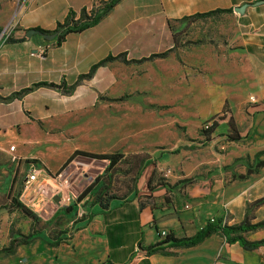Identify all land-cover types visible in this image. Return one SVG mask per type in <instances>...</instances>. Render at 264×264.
<instances>
[{"label": "crops", "instance_id": "obj_1", "mask_svg": "<svg viewBox=\"0 0 264 264\" xmlns=\"http://www.w3.org/2000/svg\"><path fill=\"white\" fill-rule=\"evenodd\" d=\"M131 1L121 0L96 26L67 36L58 46L57 39L49 40L41 35L29 38L27 33L33 29L54 32L67 19L78 21L84 10L89 15L90 9L96 12L109 0H0V32L10 25L14 26L13 36L0 48L1 147L14 150V154L23 159L32 145L48 139L61 140L59 136L64 133L54 136L53 132L70 123L71 115L64 108L87 97L82 95L78 98L79 90L85 88V92L89 89L92 93L95 85H102L106 88L99 91L107 92L110 76L125 77L129 68L142 66L132 62L149 58L137 57L142 45L152 43L149 39L166 42V47L156 54L172 50L173 22L217 10L232 9L235 12V8L244 5L248 6L244 17L260 13L258 15L264 18V3L255 5L264 0ZM71 40L75 41L72 43ZM95 45L105 49L106 54L95 59ZM248 51L249 60L258 66L256 70L249 64L246 69L250 81L248 89L257 95V104L247 109L248 102L243 101L232 115L242 138L240 141H246V147L227 154L223 165L211 164L210 171H219V174L203 177L199 187L193 190L194 198L183 191L187 200L179 214L160 202L166 195L161 183L153 186V197L157 198L156 191L158 200L152 205L142 201L144 195L150 194L147 184L156 171V164L151 165L141 177L139 197L116 205L109 204L107 208L100 203L95 204L89 216L75 219L76 232L58 233L54 240L59 243L58 246L48 244L46 248L34 244L35 238L30 245H22L35 249V254L30 252L23 261L15 255H0V264H264V246L253 252L245 251L238 244L227 243L220 234L192 248H170L173 252L171 256L153 254L146 257L141 252V248L161 242L159 233L163 231L168 233L172 230L177 238H190L209 221L219 218L228 226L241 225L246 219L250 224L264 221V167L259 174L243 182L234 180L232 174L220 173L223 167L232 166L236 160L247 159L252 163L255 155L264 150V60L254 48ZM120 55H125L124 60L130 64L115 60L97 70L96 75H101L96 82L98 85L92 83L94 78L76 85L78 77L88 74L98 60ZM41 83L47 85L35 87ZM63 83L67 85L65 93L68 94L60 95ZM116 86L119 90L118 83ZM244 87L239 91H247ZM224 93L225 88L219 86L207 89L205 100L211 104L203 109L204 115H208L213 108L218 114L223 108ZM60 108L63 111L56 112ZM229 131H232L229 124L222 123L211 133L210 143L192 142L188 146H204L205 149L199 151L209 155L211 162L220 161L219 154L222 153H218L216 148ZM258 145L260 147H256ZM73 153L69 150L59 162L47 163V166L53 171L59 170ZM246 172L244 160L243 164L236 166L235 173L245 175ZM176 183L167 182L172 186ZM141 202L145 204L143 210L140 209ZM242 236L250 242L262 241L264 229L243 233ZM7 258L10 260H2Z\"/></svg>", "mask_w": 264, "mask_h": 264}, {"label": "rangeland", "instance_id": "obj_2", "mask_svg": "<svg viewBox=\"0 0 264 264\" xmlns=\"http://www.w3.org/2000/svg\"><path fill=\"white\" fill-rule=\"evenodd\" d=\"M90 10L89 15H92L95 11ZM244 14L233 11L210 18L173 22L174 48L167 58L142 64L132 62L142 66L129 68L125 77L110 76L107 92L99 91L106 88L102 85H95L92 93L89 89L85 92V88L79 90L78 98L87 97L64 108L71 115L70 123L53 132L54 136L64 133L59 136L61 140L40 141L28 149V155L23 159L16 156L14 150L0 146V249L8 247L19 235L32 236L36 238L34 244L46 248L48 244L55 246L58 233L76 232L75 219L89 216L95 204L116 205L134 198L136 177L142 167L151 166L146 167L147 163L156 164L152 186L190 179L192 183L185 184L183 191L194 198L193 190L199 187L202 178L219 172L210 171L211 164L223 165L227 154L246 147V141H231L228 136L235 134L229 131L216 148L222 153L219 154L220 161L211 162L209 155L199 151L205 149L204 146L194 151L171 153L192 142L203 144L210 137L207 130L212 126L214 116L225 115L227 118L233 115L243 101L248 102L247 109L257 104V95L248 89L250 81L246 69L249 64L258 69L256 63L249 60L248 49L251 47L264 60V18L258 15L260 13L249 17ZM13 31L14 26L10 25L0 32V48L11 39ZM149 40L152 43L141 46L137 54L141 58L138 59L150 57L166 47L165 41ZM105 51L95 45L94 58L102 57ZM120 56L117 61L130 64L124 60L125 55ZM99 68L85 78L79 76L76 85L91 78H94L92 83L98 85L96 82L101 75L96 73ZM244 85L247 91H239ZM215 86L225 88L223 108L217 115L214 108L204 115L202 111L209 108L210 103L205 100V92ZM66 88L63 83L59 94H64ZM62 111V108L56 110ZM69 150L118 154L122 158L113 168L108 162L83 155H76L59 170L53 171L47 166V163L59 162ZM164 154H167L165 158ZM244 160L247 161L236 160L232 166L223 167L220 173L233 176L236 166ZM31 167L38 168L39 175L30 192L31 209L25 207L31 212L27 215L16 202L24 205L28 198H22V195ZM62 171H65L63 177L68 178V183L56 193L54 189H60L57 183H61L57 177ZM88 190L90 192L81 200ZM155 196L159 198L156 191ZM157 198H142V201L152 205ZM160 200L163 204L164 200ZM34 251L19 246L15 256L23 261L30 252L35 254Z\"/></svg>", "mask_w": 264, "mask_h": 264}, {"label": "trees", "instance_id": "obj_3", "mask_svg": "<svg viewBox=\"0 0 264 264\" xmlns=\"http://www.w3.org/2000/svg\"><path fill=\"white\" fill-rule=\"evenodd\" d=\"M121 0H110L109 2L103 3L104 6L97 10L96 12H92V15H88L86 13V10L82 12L81 18L78 21H74L73 18L67 19V21L64 24H59L58 29L54 32L51 31H46L42 29H36L39 31L42 35L50 36V35H56V42L57 45L60 46L67 38V36L71 34H80L83 33L84 31L93 28L96 26L102 18H104ZM221 13H233V10H217L214 12H209L205 14H199L197 16H194L192 18H210L213 16H216ZM188 19V18H187ZM174 40V39H173ZM172 50H169L164 53L160 54H154L150 56L147 59H143L141 61H135L137 63H143L145 61H152L154 59H165L168 57L169 53H171ZM121 56L119 57H112L109 56L106 59L100 61L98 64L94 65L90 72L86 75H82L80 78H85L86 76L92 75V72H94L97 68L102 67L109 62H113L117 59H120ZM47 84L41 83L37 84L35 87H42L46 86ZM25 90L24 92L29 91ZM228 115V114H227ZM222 123H228L229 126L231 127L232 132L235 134L234 136H228L231 141L237 142L240 141L242 138L240 134L237 132L235 123L233 121L232 115H228L227 118L225 115L222 116H214L212 118V126L208 128V133L211 135L215 131V129L221 125ZM212 141L211 137H208L205 143H210ZM199 149V147L196 146H183L178 148L175 151H172V154L178 153L181 150H190L194 151ZM76 155H83L87 156L90 158L102 160L105 162L109 163V167L113 168L115 167L121 160L122 156L118 154H93V153H88V152H82V151H76L66 162V164L71 161L73 157ZM264 150L258 152L252 163H249L246 161V166H247V172L245 175H239V174H233V179L237 181H246L248 180L252 175H257L260 173L261 169L264 167ZM238 161V160H237ZM66 164L64 166H66ZM148 165H155V162H151L150 164L147 163L146 167ZM144 167H142L136 177V182H135V187H134V194L135 197H139V192H138V182L143 176L145 172ZM192 180H182L174 184L173 186L170 184H161L162 187L164 188V191L166 192V195L164 196V202L163 206H167V209H172L175 214H179L181 209L185 206L187 197L184 195L183 188L185 184L187 183H192ZM148 192L150 194H146L143 197L147 199L153 198V190L154 187L152 186V177L149 180L148 184ZM90 192V190L86 191L82 197L85 198L87 194ZM127 202V201H126ZM100 205L103 208L109 207L108 203L105 202H99ZM18 205L19 209L27 214L31 215V212L25 208L24 205H22L19 202H16ZM145 207L144 202L140 203V209L143 210ZM259 229H264V221L257 223V224H250L248 220L246 219L245 222L241 225L238 226H228L227 224L223 223V219L219 218L213 221H209L207 225L202 228L195 236L190 237V238H177L175 234L173 233L172 230H170L168 233L166 232V236L163 238L161 236V233H159V237L162 239L161 242L151 245L147 248H141V252L143 255L150 256L153 254H161L163 256H171L173 255V252H171L169 249L170 248H192L203 242L204 240L210 238L211 236L215 234H220L222 235L225 239L226 242L229 244H238L243 248L245 251L253 252L258 250L259 248L264 246V240L262 241H256V242H250L247 239H245L242 234L243 233H248V232H255ZM35 238L32 236H22L19 235L18 238L12 239L8 247H4L0 249V255L3 256H13L16 254V250L19 246L22 245H30L32 241ZM55 245H59V243H55ZM169 247V248H168Z\"/></svg>", "mask_w": 264, "mask_h": 264}, {"label": "built area", "instance_id": "obj_4", "mask_svg": "<svg viewBox=\"0 0 264 264\" xmlns=\"http://www.w3.org/2000/svg\"><path fill=\"white\" fill-rule=\"evenodd\" d=\"M38 175H39V170L36 167H31L30 170L28 171V175L26 178L24 191H23V195H22V198L28 196V198L26 197L27 199L25 198L26 202H23L24 206L27 208H30V204H31L30 192H31L32 188L34 187L35 183L37 182ZM64 175H65V171H62L58 175L57 179H60L61 183L60 184L57 183V185L60 189L56 188V189H54V192H56V193L60 192V190H62L64 185H66L68 183V178L63 177ZM51 179L54 181H57V179H53V178H51ZM63 205H66V204L63 203ZM37 208H39V207H37ZM161 236L164 238L166 236V232L165 231L161 232Z\"/></svg>", "mask_w": 264, "mask_h": 264}, {"label": "water", "instance_id": "obj_5", "mask_svg": "<svg viewBox=\"0 0 264 264\" xmlns=\"http://www.w3.org/2000/svg\"><path fill=\"white\" fill-rule=\"evenodd\" d=\"M263 3L264 2H258L255 5H260V4H263ZM247 7H248L247 5H244V6H241V7H237V8H235V12H238L240 14H244L246 9H247ZM34 35H41V36H43V37H45V38H47L49 40L56 39V35H50V36L42 35L39 31L34 30V29L33 30H29L28 33H27V37H29V38L34 36Z\"/></svg>", "mask_w": 264, "mask_h": 264}]
</instances>
